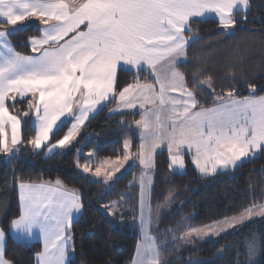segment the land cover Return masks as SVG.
<instances>
[{
  "label": "snow or ice",
  "instance_id": "obj_1",
  "mask_svg": "<svg viewBox=\"0 0 264 264\" xmlns=\"http://www.w3.org/2000/svg\"><path fill=\"white\" fill-rule=\"evenodd\" d=\"M249 8V0H0V153L17 154L25 146L46 149L45 154L79 153L78 137L85 122L118 100L117 109L145 110L151 103L170 106V114L162 119L155 112L152 123L153 110L142 111L136 121L138 152L133 156L131 138L125 139L122 159L117 157L103 176L101 167L95 168L93 175L102 176L101 182H115L116 173L130 159L133 164L138 160L146 176L162 146L169 153L170 168H184L186 155L205 176L218 168L237 167L242 158L264 151V95L257 96L253 85L247 96L234 85L218 93L210 78L200 81L199 76L192 77L190 88L178 68L185 62L191 43L185 33L194 32L195 18L214 14L223 30L233 27L237 17L246 19ZM34 22L40 35L27 38L29 54L17 51L15 34ZM121 66L134 70L133 82L123 87L117 76ZM163 66L167 72L158 71ZM145 69L151 70V84L139 80ZM204 91L212 97V107L201 106ZM177 92L179 97L171 95ZM24 100L26 108L17 109ZM65 122L67 130L62 132ZM25 129L34 131L26 144ZM77 167L91 171L88 164L77 162ZM18 188L20 209L9 222V231L31 237L33 229L39 230L43 248L34 253L35 264H68V254L75 250L73 214L84 207L81 195L60 180L47 185L20 183ZM144 188L142 177V193ZM116 207V203L108 207V215L119 214ZM253 216L264 217V204L253 203L224 223L234 229ZM200 231L191 229L197 235ZM5 239L0 228V264H12L2 246ZM248 251H255V239ZM139 264H161L159 251Z\"/></svg>",
  "mask_w": 264,
  "mask_h": 264
},
{
  "label": "trees",
  "instance_id": "obj_2",
  "mask_svg": "<svg viewBox=\"0 0 264 264\" xmlns=\"http://www.w3.org/2000/svg\"><path fill=\"white\" fill-rule=\"evenodd\" d=\"M249 3L247 18L237 17L231 28L222 30L214 19L197 20L193 24L197 38L191 41L185 62L179 65L190 88L192 77L199 76L200 81L210 78L218 93L227 92L229 85H234L244 96L251 92L249 85L255 87V94L264 93V0H249ZM39 27L34 22L15 34L17 51L29 54L26 40L40 35ZM117 76L122 87L134 80L133 72L126 70H119ZM152 79L147 70L139 73L140 82ZM201 95L204 97L201 106H212V97L206 91ZM114 103L109 102L85 122L77 145L83 148V153L65 150L46 156L44 150L34 151L31 146L23 147L17 154L0 153V228L6 233L4 250L12 264H35L34 253L41 249L40 242L17 241L9 231V222L18 216L20 209L18 185L48 180H60L66 187L77 190L84 201L80 216L71 225L75 250L70 252L68 264L132 263L140 238L136 221L139 164L110 185L91 180L77 170V160L85 161L90 152L97 161L123 157L127 138H131V154L135 156L138 152L140 135L134 124L140 113L113 114L110 108ZM26 105L24 100L17 109H25ZM67 124L61 126L62 132L67 130ZM33 135L31 129L24 130L25 144ZM184 161L186 171L177 173L169 167L167 150H159L154 157L152 207L158 209L170 193L174 195L169 210L160 213L154 234L161 264H264V217L216 240L180 242L170 235L172 231L181 232L185 225L203 226L236 215L253 203L264 202V151L234 170L209 178L198 174L188 156ZM116 199L126 202L124 221L114 222L103 210ZM253 239L255 251L249 253L248 245Z\"/></svg>",
  "mask_w": 264,
  "mask_h": 264
},
{
  "label": "rangeland",
  "instance_id": "obj_3",
  "mask_svg": "<svg viewBox=\"0 0 264 264\" xmlns=\"http://www.w3.org/2000/svg\"><path fill=\"white\" fill-rule=\"evenodd\" d=\"M196 38H197V36L195 37V39ZM256 95L260 96V95H264V93L263 94H256ZM245 96H247V95H245ZM209 107H212V106H209ZM139 120H141V117H139V119L137 121H139ZM134 128L138 129L136 127V124H134ZM138 131H139V135H140V130L138 129ZM140 143H141V139H140L139 144ZM62 151H65V150H59L58 152H62ZM83 152H84V150H83V148H81L79 153H83ZM262 152L263 151H257L254 156H249V157L242 158V161H238L237 164L240 165L244 160L252 159V158H254L256 156H259ZM130 153H131V151H130ZM186 156H188L191 159V161H192L191 155H186ZM185 157H184V160H185ZM119 158L122 159L123 157H119ZM115 161H117V158H114V159L103 158V159H100V160L97 161V160H95V157L92 154L91 156L89 155L88 158L85 161L77 160V162H79V164L81 166H83L85 164H88L91 167V171L88 172V173H84L82 167H80V168L77 167V170H78V172L80 174L89 177L91 180H95V181H100L101 182L104 171L107 169V167L109 165H111ZM136 163L139 164L138 160L136 161ZM135 164H133L132 160L130 159L125 164L124 168H122L120 172L116 173V177L122 176L125 173L126 170L130 169ZM184 164H185V161H184ZM96 167H101V171H102V176L101 177H95L93 175L94 172H95V168ZM235 168H231L230 167V168H228L226 170L218 168L217 171H219V170L231 171V170H234ZM153 170H154V167L150 171H148L147 175L145 176L144 173H145L146 170L143 169L142 166H140V174H139L138 179H137V183H138V186H139V200H138V212H137L136 221H137L138 232H139L140 235H143L142 238L144 239L143 242L140 244L142 252L146 251V248L148 246V243L146 242V239L149 236H150L151 244L156 245V242H155L156 240H155V235L154 234H155V231L157 230V228L159 226L158 218H159L160 213L162 211L169 210L172 198L174 196L173 193H170L168 198L166 199L165 203L163 205H161L158 209L152 207V205L150 203L151 202L150 194H151V187H152V181H153ZM172 170L174 172H177V173H184L186 171V166H184V168H179L178 166H174V168H172ZM197 172H198L199 175H201L204 178H209V177H212V176L214 177V176L217 175L215 173H211V174L205 176L199 170H197ZM142 177H144V180H145V188L143 190V193H142V189H141V178ZM113 179H116V178L114 177ZM110 184H111V182L107 183L106 185H110ZM114 203L117 204V207L114 209V211L118 212L119 214H117V215H109V216L111 217V219L114 222L124 221L126 219L125 218V214H124L125 210H126V202L124 201V199H116V200H112V201L108 202L106 204L107 207L106 206L103 207L104 212H106L108 214V207L112 206ZM258 204H264V202L258 203ZM243 212H244V210L242 212L236 214V215L228 216L226 218H223V219L218 220V221H214L212 223H209V224H206V225H203V226L185 225L182 228L181 232L176 233L174 231H172V232L170 231L171 232L170 235L172 236L173 240H177V241H180V242H190V241H193V240H200V241L216 240L220 236H222L223 234L233 230V228H229L224 223V221L226 219H230L232 217H238ZM142 216H143V218L145 220V224L143 226L141 225ZM259 217H261V216H253L250 220L243 221L242 223L238 224L235 228L240 227L241 225H243V224H245L247 222H250L252 220H255V219L259 218ZM150 225H151V233H150V231H147L150 228ZM193 228H195L197 230H201L200 234L197 235L196 233H192L191 229H193ZM220 228H222L223 231H220L218 235L214 234ZM189 233H191V234H189ZM140 257H141V253L139 255V258Z\"/></svg>",
  "mask_w": 264,
  "mask_h": 264
},
{
  "label": "crops",
  "instance_id": "obj_4",
  "mask_svg": "<svg viewBox=\"0 0 264 264\" xmlns=\"http://www.w3.org/2000/svg\"><path fill=\"white\" fill-rule=\"evenodd\" d=\"M249 5H250V3H249ZM248 11V10H247ZM196 20H204V19H214V20H216V21H218V18L214 15V14H209V15H207L206 17H203V18H195ZM185 35H186V37L187 38H189L191 41H193L194 39H195V37H196V35L195 34H193V33H185ZM186 58V57H185ZM185 58H184V60H185ZM119 70H126V71H130V72H134V70L132 69V68H130V67H124V66H121L120 67V69ZM119 70H118V72H119ZM145 70H147V71H149L150 73H151V70H149V69H145ZM178 70L180 71V69L178 68ZM158 71H162V72H167V67L166 66H163V67H158ZM118 72H117V75H118ZM181 72V71H180ZM182 73V72H181ZM152 75V74H151ZM153 77V76H152ZM154 82V80L152 79L151 81H147V82H141V83H149V84H151V83H153ZM158 87V86H157ZM171 95H173V96H176V97H179V93L177 92V93H172ZM117 104H118V100L117 101H115V103L113 104V106L110 108V110H115V111H110L111 113H113V114H116V113H123V112H127V111H137V112H139V113H141L142 111H144V112H147L148 111V109H152L153 110V113L152 114H150V120H151V122L152 123H155V115H154V113L155 112H160V114H161V118L162 119H164L165 117H167L169 114H170V106L169 107H164V108H161L160 106H158V105H152L151 103H149L148 105H146V109L145 110H141V109H139V107L137 106V108H135V109H117ZM138 104H139V101H138ZM101 109V108H100ZM99 109V110H100ZM98 110V111H99ZM97 111V112H98ZM96 112V113H97ZM96 113H94V114H96ZM94 114H92V116L94 115ZM91 116V117H92ZM139 117H141V114L139 115ZM33 126H34V123H33ZM162 149H165V150H167L166 149V147H161V148H159V149H157V152L159 151V150H162ZM57 151H59V150H57ZM44 153H46V149L44 150ZM52 154H55V153H49V154H45L46 156H50V155H52ZM169 154V153H168ZM11 155V154H10ZM154 157H155V155H154ZM191 160V159H190ZM245 161V160H244ZM191 163H192V161H191ZM192 165L194 166V168L195 169H197L196 167H195V165L192 163ZM198 170V169H197ZM196 170V171H197ZM220 172H226V171H224V170H219V171H217V172H215V174H217V173H220ZM57 180H48V181H43V182H21V183H25V184H37V185H39V184H55V182H56ZM20 184V183H19ZM63 186L66 188V189H68L69 191H76V192H78L77 190H75V189H72V188H68V187H66L64 184H63ZM18 191H19V188H18ZM20 202V201H19ZM82 212V211H81ZM81 212L80 213H74L73 214V221L76 219V218H78L79 216H80V214H81ZM73 223V222H72ZM147 231H150V233H151V225H150V228L147 230ZM11 232V235H12V237L15 239V240H17V241H22V242H35V241H38V242H40V244H41V249L40 250H42V248H43V241H42V239H41V237H40V235H39V230L38 229H33V235L31 236V237H28L27 235H22V234H20L19 232H15V231H10ZM143 235H140V238L138 239V242H137V245H136V251H135V254H134V258H133V260H132V263L131 264H139V262L141 261V260H147V259H149V258H151L152 256H154L155 255V253L157 252V250L159 251V249H158V246H157V244L156 245H153V244H151V242H150V236L146 239V242L148 243V246H147V248H146V251H141V247H140V244L143 242ZM3 248L5 247V241L3 242ZM140 253H141V257L139 258V255H140ZM69 255H70V253L68 254V257H67V259L69 258ZM139 258V259H138Z\"/></svg>",
  "mask_w": 264,
  "mask_h": 264
}]
</instances>
